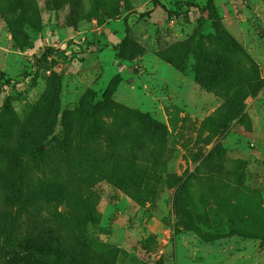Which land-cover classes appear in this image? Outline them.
<instances>
[{"label": "rangeland", "instance_id": "obj_1", "mask_svg": "<svg viewBox=\"0 0 264 264\" xmlns=\"http://www.w3.org/2000/svg\"><path fill=\"white\" fill-rule=\"evenodd\" d=\"M0 69V264H264V0H0Z\"/></svg>", "mask_w": 264, "mask_h": 264}, {"label": "trees", "instance_id": "obj_2", "mask_svg": "<svg viewBox=\"0 0 264 264\" xmlns=\"http://www.w3.org/2000/svg\"><path fill=\"white\" fill-rule=\"evenodd\" d=\"M209 2H212L213 0H208ZM211 18H213L214 20H216L217 16H218V12L217 11H214L211 13ZM0 79H5L7 81H11V77H6V73L5 71L1 70L0 69ZM156 264H161L160 261L158 260L156 262Z\"/></svg>", "mask_w": 264, "mask_h": 264}]
</instances>
